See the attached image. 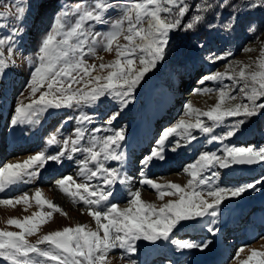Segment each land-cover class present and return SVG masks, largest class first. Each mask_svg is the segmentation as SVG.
Returning <instances> with one entry per match:
<instances>
[{"label":"snow or ice","instance_id":"1","mask_svg":"<svg viewBox=\"0 0 264 264\" xmlns=\"http://www.w3.org/2000/svg\"><path fill=\"white\" fill-rule=\"evenodd\" d=\"M14 7V12H0V17L17 22L7 34L0 35V78L11 67L6 51L9 55L13 54L16 40L24 31L23 21L29 8L23 0H17ZM219 7L232 9L228 21L222 24L224 30L230 32L238 12L264 9V0H241L240 4L224 0ZM111 8L113 4L109 0H91V3L88 0H62L35 52L27 82L29 97L26 99L30 102L25 103L23 99L17 101L11 123L13 126L34 125L40 123L42 114L48 109L75 108L79 110V115L75 117L77 127L73 135L63 140L53 134L46 141L49 146L60 147L57 154L47 155L41 151L23 163H8L0 167V192H5L14 185L35 178L48 161L70 160L73 154L81 153L79 175L85 182L76 183L73 177L67 176L58 180L57 186L73 203L83 202L89 206L88 214L93 217L97 228L91 230L87 225L77 224L51 231L36 243L29 242L27 237L35 235L41 225L48 223L54 212L67 215L52 201L43 198L38 190L34 196L36 203L42 208L46 206L49 211L7 220L9 226H15L20 231L0 229V261L6 264H109V253L113 249L134 255L139 251L140 241L151 245L167 242L178 250L207 249L211 240L177 239L175 234L187 226L185 222L203 217L212 218L211 226L207 228L209 233L219 232L215 225L221 204L227 199L240 197L246 191H259L257 185H264V179L232 187L216 183L221 176L218 169L264 162V146L255 148L225 143L244 134L249 122L264 114L262 44L255 61L238 62L235 66L230 65L227 72H216L202 78V82L228 79L238 88L236 94H231L233 85L220 87L219 102L206 111L188 102L185 116L190 119L181 118L175 125L164 129L150 152L141 159L140 184L155 189L161 201L165 196L176 195L178 198L157 206L143 200L141 191L136 190L130 193L126 207L121 208L112 202L117 185H124L128 178L123 170L126 129L117 130L110 126L134 101L135 90L145 76L165 59L171 33L196 32L205 24L206 14L213 10V5L194 4L192 0H131L122 6V14L111 24L109 31H94L95 24L105 23V14ZM208 26L213 27L211 24ZM5 27L7 25H0V30ZM249 31L255 32V25H251ZM121 37L126 43H118ZM114 44L117 58L111 63L89 64L85 59H101L97 55L98 49L111 52ZM244 51L253 49L246 47ZM224 58L216 56L213 61ZM105 100L116 105V110L108 115L106 121L109 126L107 131L111 134L98 137L95 133L102 129L93 128L87 143L83 144L89 132L88 125L95 120V116L84 108H98ZM226 100L238 102L225 106ZM201 117H207L212 123L206 124ZM225 117L242 118L225 125V130L217 134L215 130L224 123ZM196 130L207 135L208 143L217 142L221 147L216 151L200 153L194 162L185 166L184 172L190 177L186 185L172 182L160 184L146 176V169L166 159V150L176 151L179 147V140L166 144L170 137L196 140L197 136L193 134ZM109 161L117 162L118 166H109ZM94 179L99 181L95 186L89 183ZM29 199L26 193L13 198H0V205H28ZM243 251V248L238 249L237 259ZM250 262L264 264V251L251 250L242 264ZM127 264H138V261L129 258Z\"/></svg>","mask_w":264,"mask_h":264},{"label":"rangeland","instance_id":"2","mask_svg":"<svg viewBox=\"0 0 264 264\" xmlns=\"http://www.w3.org/2000/svg\"><path fill=\"white\" fill-rule=\"evenodd\" d=\"M61 2L62 0H23V3L29 6L23 21L24 31L16 40L13 54L9 55L6 51V58L10 60L11 67L0 78V158L4 151L10 149V145L22 138H25L26 143L24 149H34L37 153L44 151L47 155H55L60 151V147L47 145L46 141L49 137L57 134L58 139L63 140L73 135L77 127L75 117L79 115V110L75 108L48 109L42 114L40 123L34 125L13 126L11 123L17 101L23 99L25 103L30 102L26 99L29 97L27 82L33 69L35 52L52 24ZM88 2L91 3V0ZM128 2L131 0H109L113 8L105 14L104 24H95L94 31H109L111 24L122 14V6ZM16 3L17 0H0V12H14ZM259 9L261 8L236 14L235 26L230 32L222 27V24L226 23L230 17V15H224L211 27L207 38L202 40L199 34L195 33L194 38L187 45L179 47L172 44L165 59L141 81L135 90L138 94L134 103L131 102L110 126L117 130L126 129V140L123 142L126 161L123 170L128 178L124 185H117L112 202L124 208L127 206L130 193L136 190L141 191L143 200L155 203L157 206L178 198L176 195L165 196L161 201L155 189L140 184V161L150 152L164 129L175 125L181 118L190 119L185 116L187 111L185 106L188 102H191L195 108L206 111L219 102L220 87L233 85L234 90L231 94L238 92V88L228 79L202 82V78L216 72H227L230 65L235 66L238 62L250 63L259 57L261 46L264 44V21L258 24L259 28L257 27V21L261 17ZM16 24L17 22L13 19L0 17V25H7L0 30V35L7 34L9 28ZM251 25H255V32L249 31ZM118 43L124 44L126 41L121 37ZM115 47L114 44L111 52L98 49L97 55L101 59L89 57L85 59L89 64L111 63L117 58ZM246 47L253 51L245 52ZM228 53L232 55L229 56ZM216 56L225 58L213 61ZM198 89L209 91L197 92ZM38 96L39 93L37 98ZM236 102L238 101L226 100L225 106ZM115 110L116 105L108 100H105L98 108H84V111L95 116V120L93 124L88 125L89 132L85 141H82L83 144L87 143L88 135L92 134L93 128L102 129L95 133L98 137L111 134L107 131L109 126L106 121L108 115ZM261 115L264 116V114ZM241 118L225 117L224 123L215 130L216 133H222L225 125ZM258 118L259 116L249 122L248 130L244 134L237 135L225 143L255 148L264 146V120L260 126L257 124ZM201 119L206 124L212 123L207 117H201ZM193 134L197 136L196 140L170 137L166 144L179 140V147L176 151L166 150V159L163 162H155L146 169V176L160 184L172 182L186 185L190 177L184 172L185 166L194 162L200 153L216 151L221 147L217 142L208 143L207 135L198 130ZM20 143L23 144V142ZM20 149L14 150V155L21 152L22 149L21 151ZM82 158V154L78 152L73 154V159L70 160L62 158L61 162L48 161L43 168H40L39 177L27 183H19L11 198L26 193L30 198L29 204L23 208H20L19 204L14 207L0 205V229L20 231L15 226H9L7 220L23 219L40 211H49L46 206L42 208L35 201V192L39 190L43 198L52 201L67 215L54 212L48 223L41 225L35 235L27 237L29 242L36 243L41 236L51 231L75 227L77 224L87 225L89 229L96 230L97 225L93 217L88 214L89 206L83 202L73 203L71 198L57 186V181L67 176L73 177L76 183L85 182L79 175L81 167L79 161ZM107 163L111 167L118 166L115 161ZM3 166L4 163H0V167ZM218 171L221 176L216 183L221 186L250 184L264 179V162L261 168L254 172L235 168L234 165L229 169H218ZM89 183L95 186L99 181L94 179ZM257 187L259 191H246L240 197L227 199L221 204L218 223L215 225L219 228V232L209 233L207 228L211 226L212 218L203 217L185 222L187 226L175 234L177 239L183 240L196 242L211 240L212 243L207 249L178 250L167 242L151 245L140 241L138 242L139 251L134 255L125 254L120 249H113L109 253V264H127L129 258L136 259L138 264H242L251 250L264 251V185H257ZM40 247H47V245H40ZM241 248L244 251L239 253L237 259V251ZM0 264H6V262L0 261Z\"/></svg>","mask_w":264,"mask_h":264},{"label":"trees","instance_id":"3","mask_svg":"<svg viewBox=\"0 0 264 264\" xmlns=\"http://www.w3.org/2000/svg\"><path fill=\"white\" fill-rule=\"evenodd\" d=\"M224 0H192V3H208V4H212L213 5V10L210 11L209 13L206 14L207 19L205 21L204 25H201L198 30L196 32H174L170 43L168 45V49L167 52H169V48L172 44H176L179 47L187 45L188 43L191 42V40L194 38V34L198 33L200 36V39H204L207 38V33L209 32V30L211 29V27H209L208 25H214L216 24L224 15H230L231 14V7H227V8H220L219 5L221 3H223ZM230 4H240L241 0H229ZM217 13H219V15H217ZM241 12H238L237 14H240ZM259 13L261 14L260 19H258L257 21V27L259 28L260 25L263 23L264 21V9H259ZM138 93H134L135 97H137ZM135 101V99H134ZM133 101V103H134ZM256 118V117H255ZM255 118H253L255 120ZM253 120V121H254ZM264 120V116L261 115L259 116L258 120H257V124H261L263 123L262 121Z\"/></svg>","mask_w":264,"mask_h":264},{"label":"bare ground","instance_id":"4","mask_svg":"<svg viewBox=\"0 0 264 264\" xmlns=\"http://www.w3.org/2000/svg\"><path fill=\"white\" fill-rule=\"evenodd\" d=\"M193 83V82H192ZM25 136V135H24ZM25 138H22L20 139L19 141H17L15 144H12L9 146V150H6L4 151L2 154H1V158L0 160L2 162L0 163H4L5 164H8V163H23L25 160L29 159L31 156L33 155H36L38 154L37 152H35L34 149H24L25 146H26V143L24 141ZM27 139V138H26ZM20 142H23L20 143ZM18 144V145H17ZM14 145V146H13ZM17 148H21L19 153L15 154L13 153L14 150H17ZM40 170V169H39ZM38 176V175H37ZM36 176V177H37ZM39 177V176H38ZM46 176H44L45 178ZM18 185V184H17ZM17 185H14L12 186L10 189H8L7 191L5 192H0V198H11V195L12 193L14 192L15 190V187ZM20 208H23L25 207L26 205H24L23 203L19 204Z\"/></svg>","mask_w":264,"mask_h":264},{"label":"water","instance_id":"5","mask_svg":"<svg viewBox=\"0 0 264 264\" xmlns=\"http://www.w3.org/2000/svg\"><path fill=\"white\" fill-rule=\"evenodd\" d=\"M263 162L254 164V165H234L235 168L243 169V170H248V171H257L261 166Z\"/></svg>","mask_w":264,"mask_h":264}]
</instances>
